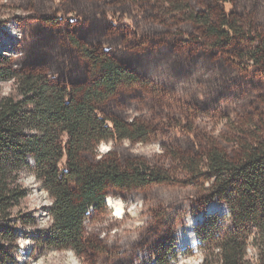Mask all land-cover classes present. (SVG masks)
Returning <instances> with one entry per match:
<instances>
[{
  "label": "rangeland",
  "instance_id": "obj_1",
  "mask_svg": "<svg viewBox=\"0 0 264 264\" xmlns=\"http://www.w3.org/2000/svg\"><path fill=\"white\" fill-rule=\"evenodd\" d=\"M174 3L189 10L176 11ZM113 15L117 26L111 24ZM201 15L219 28L228 15L237 31L212 35L197 20ZM125 22L144 43L131 47L137 39ZM250 24L255 33L248 30ZM256 32L264 35V0H0V54L10 55L17 69L42 70L79 86L101 75L84 52L99 48L98 54L106 47L113 49L109 57L135 75L101 112L110 119L146 123L148 138L103 141L90 159L114 153L124 165L142 159L170 172L164 183L111 188L108 196L122 200L123 217L108 204L105 211L91 209L86 234L97 245L87 255L38 245L39 234L46 237L50 231L52 198L26 176L36 221L16 224L18 264H158L163 255L170 264H202L201 246L209 231L204 225L216 217L207 229L225 224L228 206L209 196L207 174H189L176 155L199 156L212 142L234 149L225 141L234 124L264 116V67L250 59L259 46ZM9 88L5 84V91ZM211 203L217 208L195 226L198 240L178 245L189 216Z\"/></svg>",
  "mask_w": 264,
  "mask_h": 264
},
{
  "label": "trees",
  "instance_id": "obj_2",
  "mask_svg": "<svg viewBox=\"0 0 264 264\" xmlns=\"http://www.w3.org/2000/svg\"><path fill=\"white\" fill-rule=\"evenodd\" d=\"M174 5L176 11L188 7ZM227 18L220 28L207 15L197 20L212 35L228 37L237 30ZM248 26L255 33V28ZM254 39L259 46L250 59L264 67V35L256 32ZM87 55L101 75L74 86L42 70H19L10 55L0 54V264H18L16 224L36 221L29 207L32 189L24 183L26 176L32 175L52 198L50 231L46 237L39 234L38 245L71 248L79 255H87L97 245L86 234L91 209L105 211L109 197L120 199L108 196L111 188L141 187L170 179L169 170L153 168L142 159L127 165L114 153L90 159L97 156L103 141H145L151 130L144 122L102 114L108 99L122 85H131L134 78L113 61ZM5 84H10L8 91ZM231 135L225 141L234 149L212 142L199 156L176 155L189 174H207L209 196L228 206L225 224L207 229L216 217L204 225L209 231L201 246L205 251L202 264H264V116L234 124ZM207 211L208 207L191 216L203 218ZM158 264L170 262L163 255Z\"/></svg>",
  "mask_w": 264,
  "mask_h": 264
},
{
  "label": "bare ground",
  "instance_id": "obj_3",
  "mask_svg": "<svg viewBox=\"0 0 264 264\" xmlns=\"http://www.w3.org/2000/svg\"><path fill=\"white\" fill-rule=\"evenodd\" d=\"M107 202L110 206L115 207L118 213L121 215L119 217H122L124 212H123V202L120 199H115L113 197H109L107 199ZM216 204H211L208 206V211L207 215L209 212H212L214 209H216ZM123 213V214H122ZM204 215V213H202ZM201 218V216H190L188 218V223L185 227H183L179 233V245L185 247V245H189L190 243H194L195 241L198 240V236L195 232V226L196 222Z\"/></svg>",
  "mask_w": 264,
  "mask_h": 264
},
{
  "label": "flooded vegetation",
  "instance_id": "obj_4",
  "mask_svg": "<svg viewBox=\"0 0 264 264\" xmlns=\"http://www.w3.org/2000/svg\"><path fill=\"white\" fill-rule=\"evenodd\" d=\"M185 10H189V8L187 7ZM201 16H203V15H201ZM111 19H112V25L113 26H117V24H118V22H116L118 19H117V17L116 16H112L111 17ZM125 25L127 26V28L129 29V32H131V33H134V35L136 36V41L132 44V46L131 47H136V45H138V44H142V43H144L145 42V38L144 37H142V35L140 34V33H138L136 30H135V28H134V26L133 25H131V24H129V23H127V22H125ZM101 49V53H96V52H98V51H100L99 50V48H95V49H87V52L85 51L84 52V54H89V55H91V57H96V56H108L109 54H111L112 52H113V49L112 48H106V47H104V48H100ZM105 60H110V61H113V62H115L116 63V61L112 58V57H106L105 58ZM118 64V63H117ZM119 65V64H118ZM120 66V65H119ZM129 74H131L132 76H133V78H134V80H133V82L136 80V77H135V75L133 74V73H131V72H129L128 70H126ZM133 84V83H132ZM131 84V85H132Z\"/></svg>",
  "mask_w": 264,
  "mask_h": 264
}]
</instances>
